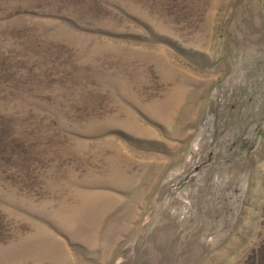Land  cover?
I'll list each match as a JSON object with an SVG mask.
<instances>
[{
    "label": "rangeland",
    "instance_id": "1",
    "mask_svg": "<svg viewBox=\"0 0 264 264\" xmlns=\"http://www.w3.org/2000/svg\"><path fill=\"white\" fill-rule=\"evenodd\" d=\"M0 264H264V0H0Z\"/></svg>",
    "mask_w": 264,
    "mask_h": 264
}]
</instances>
